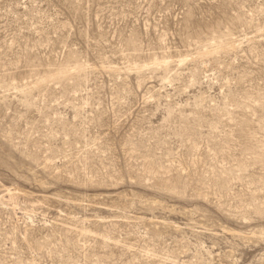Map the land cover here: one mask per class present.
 Here are the masks:
<instances>
[{
	"label": "rangeland",
	"instance_id": "obj_1",
	"mask_svg": "<svg viewBox=\"0 0 264 264\" xmlns=\"http://www.w3.org/2000/svg\"><path fill=\"white\" fill-rule=\"evenodd\" d=\"M0 264H264V0H0Z\"/></svg>",
	"mask_w": 264,
	"mask_h": 264
}]
</instances>
